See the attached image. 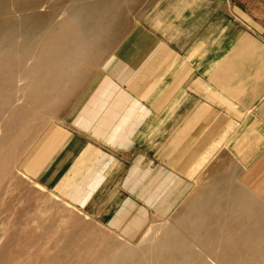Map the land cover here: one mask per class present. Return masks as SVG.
Returning a JSON list of instances; mask_svg holds the SVG:
<instances>
[{"label":"crops","instance_id":"0c3cea01","mask_svg":"<svg viewBox=\"0 0 264 264\" xmlns=\"http://www.w3.org/2000/svg\"><path fill=\"white\" fill-rule=\"evenodd\" d=\"M77 1L79 42L57 46L41 96L72 101L27 176L132 241L215 163L219 206L192 210L215 221L223 256L264 264V0Z\"/></svg>","mask_w":264,"mask_h":264},{"label":"rangeland","instance_id":"374dc122","mask_svg":"<svg viewBox=\"0 0 264 264\" xmlns=\"http://www.w3.org/2000/svg\"><path fill=\"white\" fill-rule=\"evenodd\" d=\"M26 2L18 0L14 7ZM86 6L88 3L77 0H40L39 7L35 5L27 13L19 14L13 8L8 13L17 22L29 16L32 44L27 46L28 39L18 31L21 35L14 37L16 53L19 56L27 48V58L15 62L9 73L0 76V264H110L112 251L142 250L147 254V249L167 243L186 223L191 231L187 238L188 264H244L243 260L223 256V249L230 244L218 245L215 221L202 229V223L207 222L203 207L192 210L197 200H205L204 207L206 203L211 208L219 206L214 193L216 182L207 178L208 170H216L215 163L197 168L187 199L166 219L151 213L142 234L132 241L40 189L27 176L26 161L61 123L72 101L71 95L56 106L55 100L43 99L42 82L56 68L57 46L79 42L78 31L68 16ZM213 213L221 215V223H234L231 211L214 209ZM247 222L242 220V226Z\"/></svg>","mask_w":264,"mask_h":264},{"label":"bare ground","instance_id":"6f19581e","mask_svg":"<svg viewBox=\"0 0 264 264\" xmlns=\"http://www.w3.org/2000/svg\"><path fill=\"white\" fill-rule=\"evenodd\" d=\"M25 1L27 2L24 5L15 8L14 6L18 0H0V76L9 73L10 69L14 67L15 62H22L27 58V48L23 49L19 56L16 53L17 50L14 43V37L18 35V31L21 30L22 36L25 37V39H28L26 42L27 46L32 44L29 36V18H27L29 16L26 17L24 15L25 17H21V19H19L20 22H17V20H14L8 15L10 8H13V11L15 10L17 13L22 14L29 12V10L33 9L35 5L36 7H39L40 5V0ZM58 43L61 44L60 42H57L56 44L58 45ZM188 226L189 224L186 223L184 226L178 227L175 230L174 235H171L173 238L169 240L167 239L168 242L165 244L161 243V246L157 249H147V254L142 253L145 252L142 250L127 251L120 249L119 253H116V251H110L112 254L110 264H148V261L154 264H188L189 247L187 244L189 243L187 238H189L191 232L189 231ZM140 252L141 255L139 256Z\"/></svg>","mask_w":264,"mask_h":264}]
</instances>
